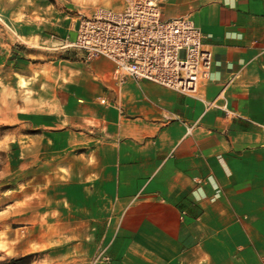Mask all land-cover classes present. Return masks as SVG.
Returning a JSON list of instances; mask_svg holds the SVG:
<instances>
[{
  "label": "crops",
  "instance_id": "obj_1",
  "mask_svg": "<svg viewBox=\"0 0 264 264\" xmlns=\"http://www.w3.org/2000/svg\"><path fill=\"white\" fill-rule=\"evenodd\" d=\"M161 10L192 18L212 51L196 95L120 80L101 56L68 66L72 89L42 111L56 129L47 134L87 162L88 225L104 227L100 239H58L64 264H93L98 247L110 258L99 264H264V0H166Z\"/></svg>",
  "mask_w": 264,
  "mask_h": 264
},
{
  "label": "rangeland",
  "instance_id": "obj_2",
  "mask_svg": "<svg viewBox=\"0 0 264 264\" xmlns=\"http://www.w3.org/2000/svg\"><path fill=\"white\" fill-rule=\"evenodd\" d=\"M110 1L0 0V258L34 253L32 264H64L70 249L58 239L103 234L88 225L90 198L79 189L87 162L74 161L76 151L39 120L72 89L68 66L101 57L61 45L70 19L123 4ZM101 248L93 264L110 260Z\"/></svg>",
  "mask_w": 264,
  "mask_h": 264
},
{
  "label": "built area",
  "instance_id": "obj_3",
  "mask_svg": "<svg viewBox=\"0 0 264 264\" xmlns=\"http://www.w3.org/2000/svg\"><path fill=\"white\" fill-rule=\"evenodd\" d=\"M164 1L124 0L119 9L98 7L80 16L75 37L61 45L82 50L88 58L113 60L120 80L132 75L196 95L210 76L212 51L192 18L163 16Z\"/></svg>",
  "mask_w": 264,
  "mask_h": 264
},
{
  "label": "trees",
  "instance_id": "obj_4",
  "mask_svg": "<svg viewBox=\"0 0 264 264\" xmlns=\"http://www.w3.org/2000/svg\"><path fill=\"white\" fill-rule=\"evenodd\" d=\"M34 253H26L17 256L0 258V264H32Z\"/></svg>",
  "mask_w": 264,
  "mask_h": 264
},
{
  "label": "bare ground",
  "instance_id": "obj_5",
  "mask_svg": "<svg viewBox=\"0 0 264 264\" xmlns=\"http://www.w3.org/2000/svg\"><path fill=\"white\" fill-rule=\"evenodd\" d=\"M111 1L110 0H108V2L107 3H110ZM0 20L1 21H3L4 22V20L2 19V17H1V15H0ZM35 46V45H34Z\"/></svg>",
  "mask_w": 264,
  "mask_h": 264
}]
</instances>
